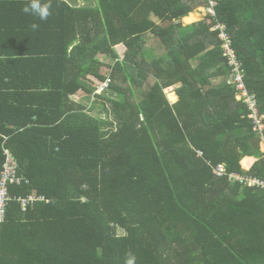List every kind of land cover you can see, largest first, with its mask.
Masks as SVG:
<instances>
[{"label":"trees","instance_id":"16d2710c","mask_svg":"<svg viewBox=\"0 0 264 264\" xmlns=\"http://www.w3.org/2000/svg\"><path fill=\"white\" fill-rule=\"evenodd\" d=\"M196 1L208 3L41 0V21L23 12L29 0H0V171L7 148L22 179L9 187L0 264H125L129 252L136 264H264V190L239 181L264 179L261 133L225 81L215 19L180 21L198 17ZM214 1L264 114V0ZM119 44L107 76L97 55ZM107 79L118 99L96 92Z\"/></svg>","mask_w":264,"mask_h":264},{"label":"built area","instance_id":"2783aa9c","mask_svg":"<svg viewBox=\"0 0 264 264\" xmlns=\"http://www.w3.org/2000/svg\"><path fill=\"white\" fill-rule=\"evenodd\" d=\"M216 1L208 0V3L204 5V10L208 15L215 19L216 23L212 26V30L217 31V37L221 41L222 57L228 67V74L224 76L227 83L231 84L235 92V100L243 102L247 109V117L250 119L251 125L255 130L261 133L262 140H264V114L259 112L257 106V99L254 93L250 92L245 86L244 72L241 67V62L237 58L236 51L233 47L232 39L229 33L226 31V27L223 23L218 22L215 14ZM109 80H105L97 88L101 90L108 87ZM98 92V89L96 90ZM94 99V98H93ZM5 160L0 171V224L5 220V208L9 201V187L11 185H19L22 179L16 174V161L7 148L3 149ZM197 155L203 157V152L197 150ZM264 158V157H263ZM213 173L216 176L226 175V164L219 163L213 168ZM230 178L240 177L234 173L229 174ZM249 186H258L264 190V179H247L246 177H240V180ZM27 182V180H25ZM22 206L25 207L28 203V199L19 198Z\"/></svg>","mask_w":264,"mask_h":264},{"label":"rangeland","instance_id":"374dc122","mask_svg":"<svg viewBox=\"0 0 264 264\" xmlns=\"http://www.w3.org/2000/svg\"><path fill=\"white\" fill-rule=\"evenodd\" d=\"M199 2V1H198ZM197 1L195 2V4H194V6H195V9H194V11L198 14V17L194 20V21H191V22H185L184 21V19L182 18L180 21H181V23H182V25L183 26H192V28L194 27V28H196V27H198V25L200 24V23H203V20H205L206 19V16H207V13H206V11L204 10V7H203V5H200V4H197L198 3ZM84 5V4H83ZM151 18L152 19H154V20H156V18L153 16V15H151ZM212 29V28H211ZM181 32H185V31H181ZM149 37H151V36H149ZM159 46V45H158ZM146 47V48H145ZM153 46H151V43L150 42H147L145 45H144V47H143V51L141 52V55L145 58V60L146 61H148L149 60V58H148V54L150 53V49L152 48ZM159 49V51H157L158 52V54L160 55V54H162L163 52H164V48L162 47V46H159L158 47ZM124 51H125V47L123 46V45H121V44H119V45H115L114 47H112V46H110V52L109 53H104V52H102V53H100V54H98L97 55V57H98V59H100L103 63H105V66H104V74L105 75H107L108 76V74L110 73V68H109V66H110V64H112L113 63V61L115 60V59H117L116 57H118V58H121L122 57V55H123V53H124ZM104 53V54H103ZM108 54H110V55H108ZM114 54H116L115 56H114ZM151 54H152V52H151ZM115 58V59H114ZM88 79H89V85H90V83L92 82V81H95V82H97V80H95L93 77H88ZM148 83L149 84H151V83H153L154 82V79L153 78H149L148 79ZM213 82L215 83V84H217L218 86H221L222 85V78H217L215 81L213 80ZM92 85L93 86H95L96 85V83H92ZM178 85H176V86H172V87H168V88H166L165 89V93H166V95H167V98L169 99V101L171 102V103H174L178 98H177V95H176V87H177ZM98 89V93L99 94H101V93H103V94H101V95H104V96H108V97H110V98H114V99H118V95H117V93H115V92H112V91H110L108 88H105V89H103V90H101L100 88H97ZM89 98V97H88ZM87 98V100H86V102H85V104H87V106L89 105L88 104V102L90 101L89 99ZM97 98V97H96ZM95 98V100L97 101V99ZM85 99H86V97H83V98H81L80 99V101H85ZM99 100L96 102V104H94L92 107H91V109H92V111H93V115H95L96 117H100V118H102V117H105V115H103V111L101 110V106H102V103H105L106 104V106H107V109H109V104L108 103H106L103 99H101V98H98ZM111 115V114H110ZM261 151H264V140H262L261 141ZM255 158V160H253L252 162H251V164H249L248 166L249 167H247L248 169H250V168H252L253 167V165H254V161H256V157H254ZM243 165L244 166H247V162H245V163H243ZM246 168V169H247ZM118 233H122V230H119L118 231Z\"/></svg>","mask_w":264,"mask_h":264},{"label":"clouds","instance_id":"9594fccd","mask_svg":"<svg viewBox=\"0 0 264 264\" xmlns=\"http://www.w3.org/2000/svg\"><path fill=\"white\" fill-rule=\"evenodd\" d=\"M51 4L42 3L41 0H29V2L24 6L23 12L38 17L41 21L47 20L51 15L50 12ZM208 15V14H207ZM33 29L38 28L37 24H32ZM226 81V79H225ZM245 82V81H244ZM227 83V81H226ZM232 87L231 84L227 83ZM235 96V95H234ZM125 264H136V257L131 252L126 255Z\"/></svg>","mask_w":264,"mask_h":264},{"label":"crops","instance_id":"0c3cea01","mask_svg":"<svg viewBox=\"0 0 264 264\" xmlns=\"http://www.w3.org/2000/svg\"><path fill=\"white\" fill-rule=\"evenodd\" d=\"M65 1H68L69 3H71L72 5H75V6H82L83 4H86L88 3L89 0H65ZM194 13H196L195 11H193ZM191 12V13H193ZM189 13V14H191ZM197 14V13H196ZM198 15V14H197ZM187 16L183 17L186 18ZM85 97L84 94L82 92H78L74 95V99L76 100H80L81 98ZM87 100V98L85 99V101H82L83 103H85ZM254 157V156H252ZM255 160V158H254ZM246 161L247 162V166L246 167H249L248 165L251 164V162L253 161L252 159L250 158H245L244 160H242V165H243V162Z\"/></svg>","mask_w":264,"mask_h":264},{"label":"bare ground","instance_id":"6f19581e","mask_svg":"<svg viewBox=\"0 0 264 264\" xmlns=\"http://www.w3.org/2000/svg\"><path fill=\"white\" fill-rule=\"evenodd\" d=\"M246 161H244L243 163H245Z\"/></svg>","mask_w":264,"mask_h":264}]
</instances>
